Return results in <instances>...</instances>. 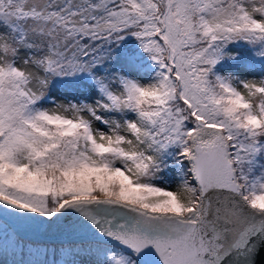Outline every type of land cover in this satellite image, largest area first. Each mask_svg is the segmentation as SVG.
<instances>
[{"label": "snow or ice", "instance_id": "obj_1", "mask_svg": "<svg viewBox=\"0 0 264 264\" xmlns=\"http://www.w3.org/2000/svg\"><path fill=\"white\" fill-rule=\"evenodd\" d=\"M0 264H264V0H0Z\"/></svg>", "mask_w": 264, "mask_h": 264}]
</instances>
